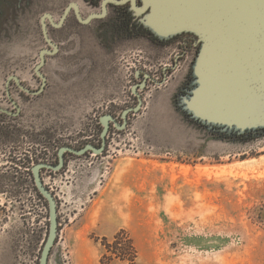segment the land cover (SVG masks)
<instances>
[{
    "label": "rangeland",
    "instance_id": "374dc122",
    "mask_svg": "<svg viewBox=\"0 0 264 264\" xmlns=\"http://www.w3.org/2000/svg\"><path fill=\"white\" fill-rule=\"evenodd\" d=\"M70 1H16L0 18V106L15 111L9 75L41 85L34 72L48 47L41 15L59 19ZM75 1L84 16L93 11ZM106 22L82 24L71 13L61 28L51 27L61 49L43 68L45 90L32 95L13 86L21 112H0V264H39L49 210L32 166L57 163L64 145H100V117L121 122L123 110L138 103L136 70L161 68L178 51L148 37L113 36ZM193 58L191 51L164 84L141 92L139 112L124 129L112 125L102 154L67 153L61 170L42 171L58 201L50 264H100L96 239L121 229L134 239L139 264H264V135L222 139L184 116L179 106L187 108L197 86Z\"/></svg>",
    "mask_w": 264,
    "mask_h": 264
},
{
    "label": "water",
    "instance_id": "95a60500",
    "mask_svg": "<svg viewBox=\"0 0 264 264\" xmlns=\"http://www.w3.org/2000/svg\"><path fill=\"white\" fill-rule=\"evenodd\" d=\"M108 1L118 4L131 1L135 13L145 15V24L161 37L182 32L198 35L201 48L194 67L197 86L190 98L185 99L187 108L196 117L242 131L264 126V0H141L142 3L138 0H104L103 12L92 13L86 18L82 17L78 3L71 2L59 22L51 13H45L41 19L43 33L53 49H42L40 62L35 67V72L43 80L42 86L32 90L22 84L17 74H11L6 82V90L16 111L0 106L1 113L17 116L21 112L20 104L10 91L11 79H15L21 89L32 95H39L45 89L47 78L41 69L46 63V55L55 54L59 48L49 36L46 19L60 27L74 7L79 20L89 23L94 18L105 16ZM146 78L144 82L134 85L138 103L123 110L122 122L111 113L100 117L103 126L100 145L87 143L81 148L64 145L58 150L57 163L37 162L32 166L34 183L47 200L49 210V231L39 264H50L51 252L59 233L58 201L46 185L42 171L61 170L67 153L102 154L112 124L118 129L126 128L129 115L139 112L142 107L143 97L138 88H145ZM155 81L157 84L164 83Z\"/></svg>",
    "mask_w": 264,
    "mask_h": 264
},
{
    "label": "flooded vegetation",
    "instance_id": "af4514ba",
    "mask_svg": "<svg viewBox=\"0 0 264 264\" xmlns=\"http://www.w3.org/2000/svg\"><path fill=\"white\" fill-rule=\"evenodd\" d=\"M16 1L18 2L19 6H22L23 5V1L24 0H0V18L2 16H4L7 11L13 12L14 5L17 4ZM82 1L85 2L86 4H90L91 7L93 8V11L90 12L87 16H84L82 14V12H81V6H80V3L78 1L72 0V1H70L68 3V5H70L71 2H77L78 5H79V7H80V13H81V15H82L83 18L88 17L92 13H102L103 12V3H104V0H82ZM138 2L139 3H142L141 0H138ZM68 5L64 8L63 13L65 12V10L68 7ZM45 13H51L53 15V17L55 18L54 14L52 12H48V11L44 12L41 15V18H40L41 28H42V21H41V19H42V16ZM63 13L61 14V16L63 15ZM71 13H74L75 14V17L77 18V20L79 22H81L79 20V18L77 17V15H76V12H75L74 7H72L71 10H70V12H69V14H68V16L66 17L63 25L66 23V21L69 18V16H70ZM132 15H134V16H140L143 20H145V15H137L135 13V11L131 8V1H127V2L122 3V4H118V3H115V2H112V1H108V3H107V13L105 14V16L98 17V18H94L89 23H91L95 19L106 20L107 21L106 22L107 23V31H108L109 34H111L113 36H116L118 38H135V37H139V36H141V37H148L153 42H156V43H158L160 45L161 44L162 45H165L166 47H169V46L170 47H174V48H176L178 50L173 55V58L171 60V63L165 64V66H163L161 68H157L155 70H153V69L152 70H144V69H137L136 70V72L134 74V78L138 82H136L135 84H140V83L144 82V79L146 78L147 73L149 74V77L146 78L147 79V82L145 84V88L141 89L140 86L138 88V90L140 92H143L151 84L162 85V84H157L155 80H157V81H164V82L166 80H168L169 74L172 73L174 70H176V67H178L180 61L183 60L184 58H186L191 51H194V58L196 59V57H197V55L199 53V50L201 48V42H199L198 35L195 34V33H193V32H182V33H178V34H175V35H172V36H169V37H161V36L157 35L153 30L152 31L145 30L144 32H142V33H140L138 35H136V34L131 35L128 32H126V30H125V33L121 32L118 29V24H116V23H118L117 20H126L127 21ZM61 16H60L59 19H56L55 18V21L56 22H59L60 19H61ZM46 21H47L49 36H50V38L55 43L58 44V47H59L58 48V52H59L60 49H61V46H60V44L58 42H56L51 37V35H50V28L51 27H53V28H61L63 25L60 26V27H56V26L52 25V23L50 22V20L48 18L46 19ZM81 23L82 24H89V23H83V22H81ZM152 32H154L155 35L157 36V37L155 36L156 37L155 39L153 38L154 36H153V33ZM42 33H43V28H42ZM43 37H44V33H43ZM44 39H45V37H44ZM45 41H46V39H45ZM46 44L48 45V47H45V48L53 49V47L50 44H48L47 41H46ZM42 49H44V48H42ZM58 52H56L55 54H47L46 55V63H47V60H48V57L49 56H54ZM194 58L191 60V63H195V61H194L195 59ZM39 62H40V52H39ZM46 63H45V65H46ZM44 66L41 69L43 73H44V71H43ZM154 71L157 72V73L160 72V74H161L160 76L161 77H159V75L157 73H154ZM34 72H35V68H34ZM35 74L41 80V85L37 89H32V88L28 87L27 85H25L22 82L23 81L22 78L19 75L18 76L20 77L22 84H24L25 86H27L28 88H30L32 90H38V89L41 88L42 83H43V80H42V78L36 72H35ZM45 76H46V74H45ZM8 77H7V80H8ZM46 78H47V76H46ZM7 80H6V82H7ZM6 82H5V90H6ZM47 82H48V80H47ZM47 82H46V86H47ZM135 84H133L131 86V90H132L133 95L138 100V97H137V95L134 92V85ZM13 86H16V87L20 88V86L18 85V83L16 82L15 79H11V81L9 83L10 91H11V89H12ZM46 86H45V88H46ZM21 90L24 91L23 89H21ZM24 92H26V91H24ZM6 95H7V90H6ZM12 96H13V94H12ZM7 98H8V96H7ZM13 98H14V96H13ZM9 101L12 104V102H11L10 99H9ZM129 107H132V106H129ZM14 108H15V106H14ZM15 111H16V108H15ZM112 125L114 126V123Z\"/></svg>",
    "mask_w": 264,
    "mask_h": 264
},
{
    "label": "trees",
    "instance_id": "16d2710c",
    "mask_svg": "<svg viewBox=\"0 0 264 264\" xmlns=\"http://www.w3.org/2000/svg\"><path fill=\"white\" fill-rule=\"evenodd\" d=\"M118 29L125 33L129 34H140L145 30L152 31L145 24V20H143L140 16L132 15L127 21L126 20H117ZM153 33V38L155 39L157 36ZM156 36V37H155ZM158 39V38H157ZM180 111L184 114V116L190 121L197 123L198 125L209 128L210 132L216 137L222 139H233V140H250L257 138L261 135H264V126L258 127L254 129L240 130L235 127H229L221 124H213L209 123L205 120H202L194 115L192 111L188 108H181L179 106ZM37 190V189H36ZM38 195L43 197L40 192L37 190ZM44 198V197H43ZM96 241H100L104 252L100 260V264H110L113 260L119 259L127 264H139L138 257L139 252L135 245L134 239L128 231L125 229L119 230L113 237V239H109L107 236L98 237Z\"/></svg>",
    "mask_w": 264,
    "mask_h": 264
},
{
    "label": "bare ground",
    "instance_id": "6f19581e",
    "mask_svg": "<svg viewBox=\"0 0 264 264\" xmlns=\"http://www.w3.org/2000/svg\"><path fill=\"white\" fill-rule=\"evenodd\" d=\"M224 172H225V170H224Z\"/></svg>",
    "mask_w": 264,
    "mask_h": 264
}]
</instances>
